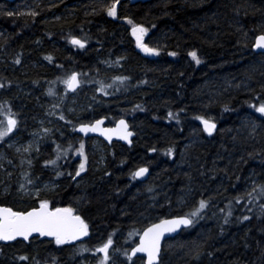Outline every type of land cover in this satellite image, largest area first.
<instances>
[{"label":"trees","instance_id":"obj_1","mask_svg":"<svg viewBox=\"0 0 264 264\" xmlns=\"http://www.w3.org/2000/svg\"><path fill=\"white\" fill-rule=\"evenodd\" d=\"M110 3L0 0V103L16 109L18 128L30 127L38 117L48 86L77 72L82 108L80 117L63 113L66 123L102 116L113 122L122 116L137 130L131 147L99 140V157L88 149L91 139L66 129L54 133L31 158V176L54 181L55 188L35 198L0 190V205L24 211L47 200L52 208H72L88 225L80 247L94 248L111 234L115 252L126 250L150 222L190 213L200 199L211 197L202 218L164 242L160 264H264V215L259 214L264 198L249 204L251 212L244 209L246 201L233 202L224 223L229 200L250 191L253 181L264 183V116L252 107L264 102V54L252 49L264 32V0H119L116 17L100 10ZM9 11L14 15H6ZM129 19L150 31V47L160 48L159 55L135 44ZM71 36L85 40V46L71 44ZM191 50L201 63L188 55ZM117 76L129 79L106 89L109 95L96 90L98 81L111 84ZM169 111L178 120L169 118ZM198 116L218 124L213 135H204ZM252 121L259 125L255 135ZM81 141L86 167L73 180ZM53 159L56 165L46 166ZM141 166L150 170L145 182L131 176ZM7 182L14 187L12 178ZM242 215L250 219L239 220ZM80 253L34 237L0 243V264H53V258L55 264H76ZM21 255L29 259L19 261ZM133 261L143 264L142 257ZM111 264L132 261L120 256Z\"/></svg>","mask_w":264,"mask_h":264},{"label":"snow or ice","instance_id":"obj_2","mask_svg":"<svg viewBox=\"0 0 264 264\" xmlns=\"http://www.w3.org/2000/svg\"><path fill=\"white\" fill-rule=\"evenodd\" d=\"M119 0H111V3L104 6H101V11H106L107 15L110 17L117 16V6ZM97 10L94 8L93 13ZM8 16H13L14 13L9 11L6 13ZM19 15V13H17ZM28 15L35 17L38 15L35 11H30ZM87 15V13H86ZM59 19V18H57ZM127 19V18H125ZM130 24H132V34L136 36L138 46L142 48L144 51L159 55L161 49L158 47H149L147 44L142 42V37L145 33L148 32V29L141 24H135L132 20H128ZM154 27V25H153ZM70 43L80 48L85 46L86 41L75 36H71ZM252 48L254 49H264V32L257 35L255 37V43L252 44ZM169 55L175 56L176 53L172 52ZM188 55L194 60L197 64L201 63L197 50H191L188 52ZM47 59H51V57H47ZM21 61L19 57L15 60V63L19 64ZM78 74L76 72L71 73L66 79L62 80L61 82L66 86V90H73L75 91L81 81L78 79ZM129 77L125 76H117L113 77L111 84H104L102 81H98L100 86L96 89L98 92H102L104 95H109L110 93L106 91L108 88H112L119 84H123L127 81ZM140 83H147V81H140ZM3 87V85H0ZM49 94H54L52 89L50 88ZM56 107V106H54ZM140 108V105L136 106ZM226 107V106H225ZM255 108L257 113H260L261 116H264V102L257 105H252ZM0 114L5 115L4 120H0V140H3L5 137L12 133L14 129L18 126V121L16 119V114L11 111L10 107H7L5 104H0ZM169 118H175L178 120V116L176 114L169 111L168 113ZM201 121L204 125V131L209 133L213 132L216 128V124L209 118L206 119L203 116L196 117ZM60 119L64 120V115H60ZM102 120H96L92 124L81 123L79 125L80 132H96L100 131V125ZM259 125L255 122H251L250 127V134L255 135L256 130ZM45 132H48V129H44ZM107 132L116 131L121 135L122 139L127 140L128 137L133 135L130 131H128L127 123L121 119L118 122V127L116 130L108 129L103 130ZM110 138V137H109ZM28 149H25L27 151ZM156 149H150V151H155ZM20 151V149H17ZM77 153L81 157V162L76 170L75 175L72 177L75 180L77 177L80 176L81 172L85 170L86 160L87 157L84 153V143L83 141L80 142V147L77 148ZM57 159L59 158V146L57 148ZM66 155V150L64 152ZM168 155L172 154V149H168ZM252 155L251 153L249 154ZM11 162V161H9ZM56 159L48 160L45 162L47 165H56ZM31 163V161H29ZM2 167V165H0ZM148 172L147 167H139L134 172L131 173L132 179H137L138 177H143ZM27 175V173H25ZM57 175H61V173H57ZM239 180L240 177H237ZM29 184L32 183L31 180L28 181ZM20 190L27 191L24 184L20 185ZM151 192L153 189L149 187L147 189ZM38 194V193H37ZM258 198H264V183H256L253 181V186L250 191L245 192L244 194H238L236 197H233L232 200L228 202V211L225 213L224 223H229L228 217L232 215V207L233 202L236 205H239L241 201H246L244 204V209L251 212L252 207H249V204H254L255 200ZM209 199H200L198 202V206L194 207L190 213H187L183 216H174L171 219H160L158 223L152 224L149 227L145 228L140 234L139 243L131 248V251L128 252L125 250L123 255L129 260L132 261V264H135L133 261V256L137 253H145L147 256V260L145 264H160L161 253H162V244L161 238L164 237L165 233H172L175 232L177 229L183 227H190L193 225L197 218H202V212L209 206ZM49 202L47 200H41L39 202V207H33L29 211H14L11 207H4L0 206V241H14L17 237H23L24 240H28L32 233H39L40 236H50L54 237L55 243L57 245H63L65 243L71 241H78L81 237H85L88 235V225L84 222V220L80 216H73L72 209L70 208H55L53 210H49L48 207ZM224 212V209L220 210ZM259 214L264 215V203L259 205ZM241 221H245L250 219L247 215H242L238 218ZM133 235V232L129 233V236ZM114 247V241L112 235L110 234L106 241L102 244L97 245L94 248H89L87 246L81 245L79 251L81 252H93L94 254H102L101 258L98 260L97 264H111V257L110 251ZM116 251H120L117 249ZM200 255L199 251L195 252V256L198 258ZM211 255V253H209ZM19 261H26L29 259L27 255H21L17 257ZM38 264V262H37ZM53 264H55V258H53Z\"/></svg>","mask_w":264,"mask_h":264},{"label":"rangeland","instance_id":"obj_3","mask_svg":"<svg viewBox=\"0 0 264 264\" xmlns=\"http://www.w3.org/2000/svg\"><path fill=\"white\" fill-rule=\"evenodd\" d=\"M149 34L150 31L148 30L141 39L143 43L150 47L154 43L152 40H148ZM132 38L135 44L138 45L136 36L132 34ZM50 88L54 94H49L48 90ZM42 96L43 105L39 108L40 114L34 119L32 125L26 129H20L17 126L12 134L8 135L3 140H0V142H2L0 145V165H2V167H0V190L2 192L14 190L15 195H19L20 198L23 196L35 198L41 194L46 195L55 188L54 181L38 182L33 179L31 176L32 164L29 163V161H31L34 154L38 152L40 144L48 143L54 133H61L58 131L66 129L70 135L74 127L71 124L66 123L65 120H61L60 115H64L63 113L67 112L75 117H80L77 116L76 113H79L82 108V98L80 95L77 93L67 95L66 86L62 82L48 86ZM11 111L14 113L16 112V109L12 108ZM4 119L5 115L0 114V120ZM16 119L18 121V118ZM243 126L246 129L249 128L246 121ZM44 129H48L49 131L45 132ZM192 139V142L197 141L195 136H193ZM188 145H190L189 142L187 143V146ZM17 149H20V151H17ZM25 149L28 150L25 151ZM88 149L94 152L97 157L103 152L101 144L97 140H93L91 144H89ZM25 173H27V175H25ZM7 178L8 180L10 178L14 180L15 183L13 188H11L10 184L7 182ZM29 180L32 181L31 184L28 183ZM246 180L247 177L244 181ZM21 184L25 185L27 191L20 190ZM79 247L80 245L74 246L77 253H80ZM124 251L125 248L122 251H110L111 260L120 258V256L123 257ZM80 254L81 257L76 264H89L93 261L98 262L101 258L100 254L94 255V253L90 251L81 252Z\"/></svg>","mask_w":264,"mask_h":264},{"label":"water","instance_id":"obj_4","mask_svg":"<svg viewBox=\"0 0 264 264\" xmlns=\"http://www.w3.org/2000/svg\"><path fill=\"white\" fill-rule=\"evenodd\" d=\"M4 1H7V2H13L14 0H4ZM130 3H135V2H138V1H142V2H145V1H148V0H128ZM254 43H255V41H254ZM253 50L256 52V53H259V52H263L264 53V49H254L253 48ZM77 73V72H76ZM78 87H79V85H78ZM78 87H77V89H78ZM69 92H74L73 90H68ZM121 119H123L126 123H127V125H128V131H130L133 135H131L130 137H128V139L127 140H125V139H122L121 138V135L118 133V132H116V131H113V132H105V131H103V130H108V129H112V130H116L117 129V127H118V122L121 120ZM96 120H102V123H101V125H100V131H96V132H87V133H84V132H80L79 131V125L80 124H78L76 127H75V129H74V132L76 133V134H78V135H81L82 137H84V138H87V137H96V138H99V139H101L102 141H104L106 144H108V145H110L112 142H121V143H123V144H126V145H131V143H132V138L134 137V135H135V133L133 132V131H131L130 130V126H129V124H128V122H127V120L126 119H124V118H120V119H117L116 121H115V123L113 124V125H109V126H105L104 124L107 122V119L105 118V117H102V118H99V119H95V120H93V121H91V122H88V123H86V124H92V123H94ZM201 127H202V129L204 130V125L201 123ZM207 133V132H206ZM207 134H209V133H207ZM110 137V138H109ZM148 175H149V170H148V172L145 174V176H143V177H138L137 179H139V180H146L147 179V177H148ZM5 207V206H4ZM39 206H37V208H38ZM32 209V208H31ZM31 209H28V210H26V211H29V210H31ZM61 209H64V208H61ZM49 210H53V209H51V208H49ZM72 215L73 216H79V215H77V214H75V213H72ZM174 217V216H173ZM172 217H167V218H164V219H171ZM159 221H156V222H154V223H152V224H155V223H158ZM152 224H150V225H152ZM150 225H148L147 227H149ZM147 227H145V228H147ZM144 228V229H145ZM184 228H186V227H181L180 229H177L175 232H172V233H165L164 234V237H162L161 238V244L163 243V241L164 240H166L167 238H171V237H174V236H176L182 229H184ZM143 229V230H144ZM143 232V231H142ZM142 232H141V234H142ZM34 237H39V238H41V239H47V240H52V239H54V237H50V236H47V235H45V236H40V234L39 233H32V235L29 237V239H31V238H34ZM139 237H140V235H139ZM139 237H138V239H137V243L135 244V246L139 243ZM87 238V236H85V237H81L78 241H71V242H68V243H65V244H63V245H67V244H69V245H74V244H76V243H78V242H80V241H83V240H85ZM19 239H21V240H24L23 239V237H17L16 238V240H19ZM28 239V240H29ZM16 240H14V241H16ZM24 241H27V240H24ZM9 242H13V241H0V243H9ZM134 246V247H135ZM133 248V247H132ZM130 251H131V249H130ZM129 251V252H130ZM136 256H143L144 257V264H145V262H146V260H147V256H146V254L145 253H137L135 256H133V258L134 257H136Z\"/></svg>","mask_w":264,"mask_h":264},{"label":"flooded vegetation","instance_id":"obj_5","mask_svg":"<svg viewBox=\"0 0 264 264\" xmlns=\"http://www.w3.org/2000/svg\"><path fill=\"white\" fill-rule=\"evenodd\" d=\"M133 129H134V131H135V134L137 135V130H136V127H134V126H133ZM136 135H134V137H133V139H132V140H134V139H135Z\"/></svg>","mask_w":264,"mask_h":264},{"label":"bare ground","instance_id":"obj_6","mask_svg":"<svg viewBox=\"0 0 264 264\" xmlns=\"http://www.w3.org/2000/svg\"><path fill=\"white\" fill-rule=\"evenodd\" d=\"M167 218V217H166ZM162 219H164V218H162ZM160 220V219H159ZM158 221V220H157Z\"/></svg>","mask_w":264,"mask_h":264}]
</instances>
